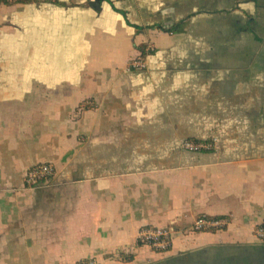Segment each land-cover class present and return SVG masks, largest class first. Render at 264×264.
<instances>
[{
    "label": "crops",
    "instance_id": "obj_1",
    "mask_svg": "<svg viewBox=\"0 0 264 264\" xmlns=\"http://www.w3.org/2000/svg\"><path fill=\"white\" fill-rule=\"evenodd\" d=\"M96 1L0 3V264H264V0Z\"/></svg>",
    "mask_w": 264,
    "mask_h": 264
},
{
    "label": "built area",
    "instance_id": "obj_2",
    "mask_svg": "<svg viewBox=\"0 0 264 264\" xmlns=\"http://www.w3.org/2000/svg\"><path fill=\"white\" fill-rule=\"evenodd\" d=\"M27 1H47V0H0V3H16ZM154 45L150 44L147 47L148 51H154ZM130 64L135 69L145 68V53L141 50ZM182 149L190 152H211L217 150V141L186 139L183 141ZM57 172L54 163L41 162L31 165L24 176V184L27 187H35L48 179H50ZM228 225V219L222 217H210L202 215L196 219L191 226L192 232L219 230ZM177 229L174 226H144L140 229L137 245L145 246L155 252L165 253L169 251L176 238ZM255 237L264 242V223L257 226L254 230ZM120 255V253L118 254ZM76 264H103L98 258L83 259Z\"/></svg>",
    "mask_w": 264,
    "mask_h": 264
},
{
    "label": "trees",
    "instance_id": "obj_3",
    "mask_svg": "<svg viewBox=\"0 0 264 264\" xmlns=\"http://www.w3.org/2000/svg\"><path fill=\"white\" fill-rule=\"evenodd\" d=\"M142 51L145 53L144 49H142ZM88 108V107H87Z\"/></svg>",
    "mask_w": 264,
    "mask_h": 264
},
{
    "label": "water",
    "instance_id": "obj_4",
    "mask_svg": "<svg viewBox=\"0 0 264 264\" xmlns=\"http://www.w3.org/2000/svg\"><path fill=\"white\" fill-rule=\"evenodd\" d=\"M99 2V0L96 1V4Z\"/></svg>",
    "mask_w": 264,
    "mask_h": 264
},
{
    "label": "rangeland",
    "instance_id": "obj_5",
    "mask_svg": "<svg viewBox=\"0 0 264 264\" xmlns=\"http://www.w3.org/2000/svg\"><path fill=\"white\" fill-rule=\"evenodd\" d=\"M86 106V105H85ZM80 111V110H79Z\"/></svg>",
    "mask_w": 264,
    "mask_h": 264
}]
</instances>
